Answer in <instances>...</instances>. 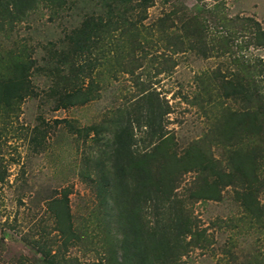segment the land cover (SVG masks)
I'll return each mask as SVG.
<instances>
[{
  "label": "rangeland",
  "instance_id": "374dc122",
  "mask_svg": "<svg viewBox=\"0 0 264 264\" xmlns=\"http://www.w3.org/2000/svg\"><path fill=\"white\" fill-rule=\"evenodd\" d=\"M202 9L200 20L204 29L208 25L211 47L207 55L197 45L177 44L180 40L160 36L158 23L167 13L175 23L167 29L169 35L181 25L172 12L183 16V12ZM51 14L44 6L30 16L29 23L17 24L10 34L0 32L2 53L27 46L26 54L34 60L30 81L37 93L14 106L0 105V159L7 169L0 182V264H27V259L39 264L42 256L33 248L38 240L47 242L52 253L63 250L67 264H99L116 230L98 208L92 182L95 171H88L86 158L104 156L110 134L96 132L119 110L139 108L152 98L165 113L169 150L182 156L196 145L226 170L232 151L253 143L249 120L243 132L235 129L239 120L233 113L244 110L243 103L225 98L219 81L236 69V58L253 63L264 58V47L246 39L248 31L235 34L249 17L260 22L264 31V0H157L144 21L140 36L147 40L144 47L130 53L131 44L122 42L117 48L112 40L106 57L94 66V81H85V86L93 87L91 100L67 108H57L49 95L56 80L43 57L45 46L62 35L69 19L63 23ZM87 128L91 130L86 135ZM142 130L136 128L140 146ZM177 178L174 194L206 238L205 246H195L183 260L190 264H258L260 260L264 264V217L257 220L241 205L234 186H226L219 200L195 199L204 174L193 169L179 172ZM258 200L264 209V192ZM67 211L72 239L65 250L62 234Z\"/></svg>",
  "mask_w": 264,
  "mask_h": 264
},
{
  "label": "trees",
  "instance_id": "16d2710c",
  "mask_svg": "<svg viewBox=\"0 0 264 264\" xmlns=\"http://www.w3.org/2000/svg\"><path fill=\"white\" fill-rule=\"evenodd\" d=\"M156 2L0 0V32L10 34L17 24L29 23L30 16L44 6L52 11L49 17L63 19V23L69 19L62 35L45 46L43 57L45 68L48 70L50 66L48 73L56 80L49 95L57 108H67L91 100L93 87L92 84L85 86V81L87 78L94 81L95 64L106 57L112 40L117 48L123 46L122 42L131 44L130 53L144 47L143 41L147 40L142 41L140 36L149 8ZM204 10L183 12V16L177 11L172 12L181 25L176 26L178 31L169 35L167 29L175 23L167 13L158 23L160 36L180 40L177 44L197 45L200 53L207 55L211 49L208 47V25L204 29L200 20L204 18ZM208 12L210 15L215 13ZM241 24L235 34L248 31L250 35L245 36L246 39L255 46L264 47L261 23L249 17ZM27 49L22 44L18 51H0V105L14 106L27 96L37 95L30 81L34 60L26 54ZM235 64L236 69L229 76L224 75L222 81L220 77L215 78L220 80L219 87L225 98L243 103L244 110L233 113L239 120L235 129L243 132L249 120L253 143L250 147L232 151L229 170L219 160L206 157L196 145L188 148L182 156L169 150L171 137L163 124L165 113L161 106L153 104L152 98L147 99L149 95L142 98L149 100V104L119 110L102 130H97L96 135L103 130L108 132L109 141L105 143L102 158H86L87 169L95 171L92 182L98 208L106 212L110 226L116 230L113 231V240L107 242L105 256L99 264H190L183 260V256L195 246H205L206 238L183 208V201L178 199L177 193L174 194L179 172L198 169L204 174V179L198 181L195 199L219 200L226 186H234L241 205L257 220L264 217V209L258 200L264 192V58L255 63L236 58ZM63 71L68 73L64 75ZM91 128H87L86 135ZM136 128L143 129L142 146ZM6 172L0 159V182L5 179ZM65 223L62 245L67 250L72 239L68 211ZM77 240L82 242L83 237L77 236ZM33 245L42 256V260L37 261L39 264H67L63 250L58 248L52 253V248L44 240L35 241ZM27 262L34 264L31 259ZM258 264H261L260 260Z\"/></svg>",
  "mask_w": 264,
  "mask_h": 264
}]
</instances>
